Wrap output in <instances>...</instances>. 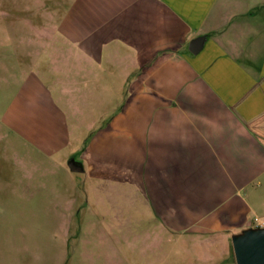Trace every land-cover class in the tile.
<instances>
[{
  "label": "crops",
  "instance_id": "1",
  "mask_svg": "<svg viewBox=\"0 0 264 264\" xmlns=\"http://www.w3.org/2000/svg\"><path fill=\"white\" fill-rule=\"evenodd\" d=\"M249 5L75 0L57 27L71 39L56 50L68 83L76 75L86 87L106 66L131 84L126 106L78 160L83 175L143 194L163 232L192 249L186 264H235L232 236L264 220V12L250 15ZM28 79L8 124L41 153L69 148L70 116L81 109L59 99L75 91L54 77V96L35 72Z\"/></svg>",
  "mask_w": 264,
  "mask_h": 264
},
{
  "label": "rangeland",
  "instance_id": "2",
  "mask_svg": "<svg viewBox=\"0 0 264 264\" xmlns=\"http://www.w3.org/2000/svg\"><path fill=\"white\" fill-rule=\"evenodd\" d=\"M74 1L0 0V264H186L192 249L163 232L143 194L115 193L108 180L69 168L126 106L131 87L106 66L87 76L86 87L76 75L68 83L65 54L56 50L71 39L57 27ZM248 2L250 15L264 12V0ZM32 72L50 92L55 77L57 89L76 93L59 99L70 113V103L81 109L70 116L74 141L59 153H41L8 124ZM111 196L116 203H108Z\"/></svg>",
  "mask_w": 264,
  "mask_h": 264
},
{
  "label": "water",
  "instance_id": "3",
  "mask_svg": "<svg viewBox=\"0 0 264 264\" xmlns=\"http://www.w3.org/2000/svg\"><path fill=\"white\" fill-rule=\"evenodd\" d=\"M205 36L192 40L190 50L198 53L204 43ZM70 170L83 172V164L75 157L68 161ZM236 264H264V226L248 227L232 236Z\"/></svg>",
  "mask_w": 264,
  "mask_h": 264
},
{
  "label": "built area",
  "instance_id": "4",
  "mask_svg": "<svg viewBox=\"0 0 264 264\" xmlns=\"http://www.w3.org/2000/svg\"><path fill=\"white\" fill-rule=\"evenodd\" d=\"M258 221V219H256ZM260 226H264V220L260 221Z\"/></svg>",
  "mask_w": 264,
  "mask_h": 264
}]
</instances>
